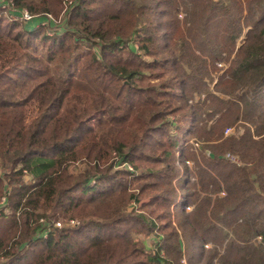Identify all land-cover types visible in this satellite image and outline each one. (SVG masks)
Instances as JSON below:
<instances>
[{
  "label": "trees",
  "instance_id": "trees-1",
  "mask_svg": "<svg viewBox=\"0 0 264 264\" xmlns=\"http://www.w3.org/2000/svg\"><path fill=\"white\" fill-rule=\"evenodd\" d=\"M13 1L45 20L66 0ZM11 22L0 16V264H264V0H76L53 35ZM191 138L227 190L209 214L210 198L186 213L193 152L177 153Z\"/></svg>",
  "mask_w": 264,
  "mask_h": 264
},
{
  "label": "rangeland",
  "instance_id": "rangeland-1",
  "mask_svg": "<svg viewBox=\"0 0 264 264\" xmlns=\"http://www.w3.org/2000/svg\"><path fill=\"white\" fill-rule=\"evenodd\" d=\"M71 2L74 5L76 0H72ZM71 7L69 9H71ZM65 13L66 12L63 11L62 14L58 18L54 17L55 20H56V23L54 22L53 24L56 25V27L48 30L49 31V35H53L56 32V30H59V28L57 26L58 25H62L61 21H62L63 14H65ZM0 16L5 18V16H3L2 13L0 14ZM179 18L183 19L184 15L183 14L179 15ZM6 19H7L8 22H11L8 18H6ZM38 19H40V18L37 17L35 20L31 21L29 24L38 23ZM45 20L41 19V21H45ZM11 23H14V22H11ZM15 23H18L20 25L22 24L19 21L15 22ZM240 43H241V40L238 41V46H240ZM228 65L229 64H220V65H218V67L221 69V72L219 74L214 73V78H213L214 82L211 85L212 89L214 88V86L217 83L216 80H217L218 76H221L224 73V71L227 69ZM189 104L190 105H202L201 109H204V108L206 109V108H208L210 106L211 99L209 98V96L207 94L195 93L192 96V98L190 99ZM36 111H37V104L36 103L30 104V106L27 108V117H28L27 120L28 121H30L35 116L34 114L36 113ZM217 118H218V116L216 115L212 119H209L208 116H207L206 111H204L203 114H202V117L200 118V122H202L204 120L203 124H206L208 126V128H209L210 126H212L216 122ZM171 120L175 121V122L177 121V119L174 120V118H170V121ZM95 121L96 120H92V126L93 127L95 125ZM240 126H241L240 124H237L235 126L226 128L225 129V133H226L227 129H232L231 133H229L230 136H240V134L242 133V129L240 128ZM169 128H170V131H171V133L173 135L176 134L177 122L172 124ZM225 137H227V136H225ZM255 139L259 140V139H257V137ZM203 141H202V139L200 140V139H197V138H191V140H189V142L187 144H184L178 150V153H177V156L179 158L180 152L183 149L187 148V147H190L191 151L193 152V154H191V155L186 154V158H188V161H187L186 164H187V166L189 168V173H190L189 177L191 178V183L189 184V186H190V189H191V193L195 194L194 201H193L194 204H189V206H187V209H186V213L187 214H189V213L191 214L192 211L199 209L201 206H198V205L202 202L203 198H210L212 200V202H211V206L208 209V214H209L211 208L214 205V202H216V199H223V198L227 197L226 186L221 183V180H220L221 178L218 177L216 175V173L214 171H212L211 168H209L206 165V163H205V158H208L209 152H207L208 151L207 150V145H205V143ZM197 142L200 144L199 145L200 147H196L195 146V144ZM223 155H224L225 159H227V155H231L233 157L232 159L236 160L234 162L232 159H227L228 163H230V164H232L234 166H237V167H243L244 166L240 155L231 153L229 151H225V154H223ZM180 166H181V167H179L181 169L180 176H179V178L177 180L174 181L175 188L179 192V195L181 194V189L179 187L180 185L178 183V180H180L183 176H184V178L186 176L185 167L183 166V164H181ZM131 167H132L133 171L136 170L133 166H131ZM200 168L207 170L208 173L213 177L215 182H212V180L209 177H207L206 174H204V177H203V175L201 174ZM137 173H138V171H137ZM202 180H203V183H202ZM25 181L28 182V181H30V179L28 177H26ZM183 181L187 182V179L185 178V179H183ZM202 184L204 186H202ZM150 199L151 198H149V197L146 198V199H143V201H141L138 204V207L143 202H149ZM206 202H208V201H206ZM6 207L7 206H5L4 209H6L5 212L8 213L9 210ZM130 209H132V208H130ZM187 214H185V215H187ZM75 225L76 224H72V226H75ZM231 238H235V235H234V233L232 231H231V236L229 237V239H231ZM252 242L257 243V244H261L262 238L260 236H256L252 240ZM147 244L149 246H152L151 238L147 239ZM215 247L218 248L219 255H222L224 253V247L216 246L214 243L212 244L211 242L205 245V248L207 250H210L211 248H215ZM184 250L185 249H183V251ZM205 261H206V258L205 259L203 258V263ZM183 264H187V261H183ZM215 264H218L217 259L215 260Z\"/></svg>",
  "mask_w": 264,
  "mask_h": 264
},
{
  "label": "built area",
  "instance_id": "built-area-1",
  "mask_svg": "<svg viewBox=\"0 0 264 264\" xmlns=\"http://www.w3.org/2000/svg\"><path fill=\"white\" fill-rule=\"evenodd\" d=\"M72 0H66L64 3V12H67L68 10H70L69 8L72 6L73 4L71 2ZM71 7V8H72ZM0 8L2 10V15L5 16V18H8L10 21L12 22H21L24 24H29L31 21L35 20L37 18V16L32 15L28 10L24 9L22 11H18L15 5V2L13 0H0ZM39 21H41V19H38ZM52 22V23H56L55 18L49 14L46 16V20L45 21H41L39 22L40 25H42L43 27H47L48 23ZM232 129H227L225 136H229L231 133ZM200 144L197 142L195 144L196 147H200ZM233 157L231 155H227V159H232ZM234 162L236 161L235 159H232ZM131 171H133L132 167H128ZM7 198L3 197L1 202H0V216H1V211L5 208V206L7 205ZM72 224H76L75 222H72ZM58 226H60V224H58ZM44 237H47V234L44 235Z\"/></svg>",
  "mask_w": 264,
  "mask_h": 264
},
{
  "label": "crops",
  "instance_id": "crops-1",
  "mask_svg": "<svg viewBox=\"0 0 264 264\" xmlns=\"http://www.w3.org/2000/svg\"><path fill=\"white\" fill-rule=\"evenodd\" d=\"M38 22H39V20H38Z\"/></svg>",
  "mask_w": 264,
  "mask_h": 264
}]
</instances>
